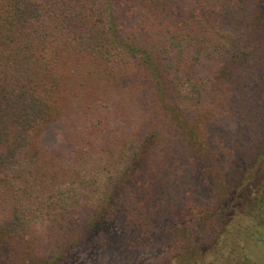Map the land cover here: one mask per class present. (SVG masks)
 I'll return each instance as SVG.
<instances>
[{"label": "trees", "instance_id": "obj_1", "mask_svg": "<svg viewBox=\"0 0 264 264\" xmlns=\"http://www.w3.org/2000/svg\"><path fill=\"white\" fill-rule=\"evenodd\" d=\"M69 263L264 264V0H0V264Z\"/></svg>", "mask_w": 264, "mask_h": 264}, {"label": "rangeland", "instance_id": "obj_2", "mask_svg": "<svg viewBox=\"0 0 264 264\" xmlns=\"http://www.w3.org/2000/svg\"><path fill=\"white\" fill-rule=\"evenodd\" d=\"M53 130L54 131L51 133V137L49 139L50 146H53L55 148L64 146L65 149H69L72 146V143L66 142L63 136V132H62L63 130L60 128V126H55ZM80 263H75V264H80ZM69 264H72V263H69Z\"/></svg>", "mask_w": 264, "mask_h": 264}]
</instances>
